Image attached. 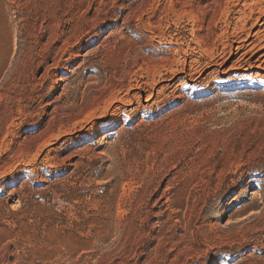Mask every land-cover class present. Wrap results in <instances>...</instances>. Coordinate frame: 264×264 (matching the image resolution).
<instances>
[{"label":"rangeland","instance_id":"1","mask_svg":"<svg viewBox=\"0 0 264 264\" xmlns=\"http://www.w3.org/2000/svg\"><path fill=\"white\" fill-rule=\"evenodd\" d=\"M0 264H264V0H0Z\"/></svg>","mask_w":264,"mask_h":264},{"label":"bare ground","instance_id":"2","mask_svg":"<svg viewBox=\"0 0 264 264\" xmlns=\"http://www.w3.org/2000/svg\"><path fill=\"white\" fill-rule=\"evenodd\" d=\"M134 82H135V85L132 84V81H128L127 85H124L119 90L113 89V90L108 91L109 89L105 88L99 97L92 98V103L84 104L87 107L86 109L91 110L93 108H97V106H98L97 111H99L101 113V115L105 114V116L102 117V118H105L110 113V111L114 107L113 105L115 103L123 104V102H125L126 98H128L131 95L132 91H134L136 89L141 91V93H147L149 98L154 97L155 92H156V88L154 85L155 81L152 84H149L147 82H145L146 83L145 84V83H143V80L133 81V83ZM82 100H85V98H82ZM102 101H103V105L105 104V107L100 108L101 104L99 102H102ZM80 107L82 108V106H80ZM82 111H84V109H82Z\"/></svg>","mask_w":264,"mask_h":264}]
</instances>
